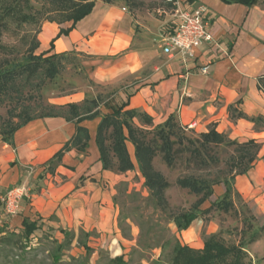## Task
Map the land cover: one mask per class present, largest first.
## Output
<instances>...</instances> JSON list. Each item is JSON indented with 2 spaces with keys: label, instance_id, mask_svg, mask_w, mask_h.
Listing matches in <instances>:
<instances>
[{
  "label": "crops",
  "instance_id": "0c3cea01",
  "mask_svg": "<svg viewBox=\"0 0 264 264\" xmlns=\"http://www.w3.org/2000/svg\"><path fill=\"white\" fill-rule=\"evenodd\" d=\"M121 1L97 2L67 36L59 33L71 23L43 25L40 54L87 56L84 67L90 68L91 79L110 95L101 96L92 112L98 114L79 125L67 114L27 123L15 132L11 145L0 135V198L13 188H26L20 223L42 218L53 229L113 232L117 186L140 170L131 142L126 146L134 170H105L96 138L104 116L127 104L124 111L146 113L155 127L174 117L185 130L193 126L189 130L203 134L214 128L232 142L259 145L248 172L234 177L233 194L264 214V1L246 7L222 0H164L166 8L157 11L161 20L144 17L140 7L130 12ZM150 1L137 0L134 6ZM176 4L187 11L206 7L215 37L188 63L161 50V33L175 27ZM86 94H75V103L81 106L99 96ZM240 113L246 117L239 118ZM135 124L140 125L138 120ZM78 127L89 136L84 150L75 141ZM225 193L226 186L220 187L219 196Z\"/></svg>",
  "mask_w": 264,
  "mask_h": 264
},
{
  "label": "rangeland",
  "instance_id": "374dc122",
  "mask_svg": "<svg viewBox=\"0 0 264 264\" xmlns=\"http://www.w3.org/2000/svg\"><path fill=\"white\" fill-rule=\"evenodd\" d=\"M136 2L122 0L120 4L127 6L130 12L140 7L144 17L162 19L157 11L166 8L164 0L134 6ZM52 20L59 22L62 15L56 7L42 0H0V73L28 63L31 49L39 43L43 25ZM168 34L169 30L164 29L161 40ZM35 55H41L39 49ZM87 61V56L69 53L59 60L55 78H50L43 69L18 78L7 93H0V127L8 130L28 119L31 122L51 114L67 115L65 106L76 104L78 97L74 95L78 93L86 91V95H93L95 92L104 98L110 95L108 90L94 84L90 68L84 67ZM137 126L151 130L145 137L156 149L155 170L170 184L165 191L168 205L157 204L145 178L138 172L130 174L127 182L117 186L113 202L118 216L113 232L53 229L41 222L42 218H34L28 220L37 222V229L27 238L26 229L18 220L20 209L15 215H8L0 201V264H172L178 247L202 250L213 235L226 246L243 247L250 264H264V214L261 210L234 194L229 197L233 204L229 209L217 205L223 198L218 194L219 188L233 185L236 174L249 167V163L239 162L238 145L203 144L197 130L182 129L177 137L185 134L191 144L177 143L176 161L168 167L161 152L162 142L157 130H153L155 125L153 128ZM181 178L216 184L214 195L200 209L213 205L210 213L197 211V219L184 234L176 218L193 212V205L201 196L181 189L177 185Z\"/></svg>",
  "mask_w": 264,
  "mask_h": 264
},
{
  "label": "trees",
  "instance_id": "16d2710c",
  "mask_svg": "<svg viewBox=\"0 0 264 264\" xmlns=\"http://www.w3.org/2000/svg\"><path fill=\"white\" fill-rule=\"evenodd\" d=\"M48 4L57 8L58 14L62 15V20L51 23H57L63 25L71 23V26L66 29H61L60 36H67L75 28L76 24L89 16L96 3L102 1L106 4H112L117 0H42ZM226 4H240L246 7H252L259 1L264 0H222ZM39 43L37 42L35 48L31 49L29 55V61L22 67H15L11 70L0 73V93H7L14 85L15 81L25 74L36 73L40 70L50 77L55 78L58 74L59 60L68 54L52 55L41 54L36 56L35 51L39 49ZM45 68V69H44ZM261 87L264 89V80H261ZM100 96L94 100L84 101L82 106L76 104H68L65 106L68 109L69 121H74L77 125L81 124L85 119L92 118L98 114V111L92 112L100 104ZM127 104H123L113 109L111 114L104 116L102 119L97 133V145L100 151V161L103 163L105 170H116L119 173H126L134 170V164L131 160L129 152L127 150L126 143L131 142L135 147V158L139 167V170L145 178L146 186L150 192L154 195L159 206H167L165 191L169 188L170 184L166 178L158 171L155 170L153 160L156 156V149L154 145L148 141L145 137L147 132L151 130H144L135 124V120H138L141 126L152 127L153 120L146 113L138 111H124ZM232 110V108H230ZM58 114L47 115L45 118L58 117ZM239 118H245L243 113L238 115ZM31 119H28L11 129H3L0 127V134L2 135L3 142L7 144H13V138L15 132L29 123ZM182 127L176 122L174 117H170L164 124L155 127L153 130H157V136L162 142L161 152L163 158L168 167H172L176 161L178 152L175 151V145L188 142L191 144V140L185 134H179L182 131ZM152 130V131H153ZM127 132V134H126ZM177 137V138H176ZM203 144H215L217 146L224 143L237 144L241 154L239 156V162L249 163V167L241 171L236 175H243L248 172L250 165L257 159V155L260 151L259 145L254 141H250L245 144H238L228 140L223 135L216 132L214 128H211L207 133L201 134ZM175 139V140H172ZM79 149H85L87 147L89 136L87 131L81 127L77 129V136L75 138ZM109 143V144H108ZM252 152V153H251ZM254 152V153H253ZM61 153L57 154V158L60 159ZM264 159V156H263ZM42 178V177H41ZM177 185L184 190H188L194 195L201 196L193 205V212L182 213L176 218L177 226L180 230L186 231L191 224L197 219V211H202L203 214L210 213L213 205L206 210H200L201 207L214 195L213 185L207 184L204 180H197L195 178H181L177 180ZM233 194V185L226 184V193L217 205L225 209H229L233 204L230 202L229 197ZM26 229V236L29 238L37 229V222H30L28 219H24L22 222ZM2 231L0 230V235ZM63 249V247L61 248ZM247 252L241 246H226L216 236H210L205 242L202 250H195L190 247L180 246L176 249L172 264H250L247 262ZM119 261H123L119 258Z\"/></svg>",
  "mask_w": 264,
  "mask_h": 264
},
{
  "label": "built area",
  "instance_id": "2783aa9c",
  "mask_svg": "<svg viewBox=\"0 0 264 264\" xmlns=\"http://www.w3.org/2000/svg\"><path fill=\"white\" fill-rule=\"evenodd\" d=\"M175 27L168 36L162 39V50L168 56H180L185 63L197 58V52L205 45L215 43L208 18V9L198 7L195 10H183L176 4ZM208 67L202 72L207 73ZM193 126H189V129ZM26 188L17 187L8 191L0 201L4 204V211L8 215L18 213L22 200L26 197Z\"/></svg>",
  "mask_w": 264,
  "mask_h": 264
}]
</instances>
